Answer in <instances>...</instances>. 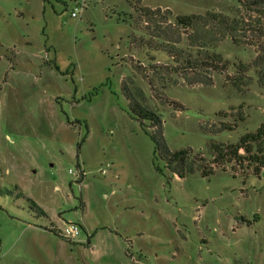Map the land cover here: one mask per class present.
I'll return each instance as SVG.
<instances>
[{
    "label": "rangeland",
    "instance_id": "1",
    "mask_svg": "<svg viewBox=\"0 0 264 264\" xmlns=\"http://www.w3.org/2000/svg\"><path fill=\"white\" fill-rule=\"evenodd\" d=\"M137 1L172 15L216 11L238 18L237 40L227 37L214 48L227 68L162 69L173 85L155 96L136 64L149 58L174 64L154 38L170 32L174 16L146 21L136 15ZM244 1L0 0V264H128L131 258L264 264V166L255 172L254 165L232 162L211 176L195 171L182 180L167 172L168 184L121 87L125 79L137 101L161 115L173 152L191 147L206 154L211 140L235 143L255 131L264 123V88L250 64L264 56V0ZM133 33L152 35L150 50L133 46ZM165 43L185 49L186 35L178 29ZM28 199L55 214V222ZM78 220L118 231L120 242L104 230L98 238L106 245L93 252L88 238L79 244L83 232L64 238L62 228Z\"/></svg>",
    "mask_w": 264,
    "mask_h": 264
},
{
    "label": "trees",
    "instance_id": "2",
    "mask_svg": "<svg viewBox=\"0 0 264 264\" xmlns=\"http://www.w3.org/2000/svg\"><path fill=\"white\" fill-rule=\"evenodd\" d=\"M238 1L241 3L246 2L244 0ZM133 8L137 12L136 15H141L146 21L158 18L171 20L174 16L173 21L171 20L170 23L172 24L170 32L167 34L160 33L154 37L161 40L159 46L168 53L174 64L154 63L153 58H149L151 62L147 65L136 64V67L141 72H144L143 78L147 80L150 90L155 96L165 94V90L173 85L167 82V78L161 74L162 69H166V72L172 74H179L180 72L181 74H188L191 71L197 73L209 71L222 73L227 68L223 57L216 53L214 48L227 37L236 39L235 33L242 29L238 18H230L216 11H209L205 14L172 15V11L169 9L162 10L161 8L143 6L140 1H137ZM135 18V13H133L131 15L133 25L135 24ZM178 29L181 30V35H186L187 47L185 49L165 43L168 40H172V35ZM150 38H147L146 35L137 37L135 33L130 36L133 46L136 45L138 48L147 47L148 50L153 46ZM163 46L167 48L165 47L164 49L162 48ZM153 49L160 50L157 46H154ZM128 60L134 62L132 55L128 57ZM250 66L255 68L257 81L264 88V56L258 55ZM55 67L58 69L57 66ZM244 67L248 70L249 65L244 64ZM239 68L243 70L241 66ZM150 73L154 74V77ZM158 78H160L159 81L156 80ZM123 80L125 81V79ZM124 81L121 82V87L127 97L129 116L136 120L144 133L151 138L154 144L153 163L155 169L166 177L168 184H171L172 179L167 175V172L183 178L188 173L198 171L204 177H208L220 169L226 170L228 164L232 162H246L250 167L254 165L255 172L260 171L264 166V123H261L255 131L241 135L235 143L211 140L207 145L206 154L202 150L195 151L191 147L173 152L168 148L164 138L161 115L137 101L129 85ZM208 81V79L199 80L196 83H208ZM173 103L174 107L175 104H178L177 102ZM179 107H182V105L179 104ZM253 143L257 144V151H254L251 145ZM160 160L164 161L163 166H161ZM76 166L79 167L81 165L77 163ZM232 168H235L234 165H232ZM81 171L80 182L85 176L83 169ZM28 200L32 203V209L37 210L38 214L49 218L47 212L41 206L31 199ZM79 224L83 228L80 222ZM46 230L53 231L58 236L64 237L61 231L57 229L46 228ZM128 253L129 249L127 248V255L130 256Z\"/></svg>",
    "mask_w": 264,
    "mask_h": 264
},
{
    "label": "crops",
    "instance_id": "3",
    "mask_svg": "<svg viewBox=\"0 0 264 264\" xmlns=\"http://www.w3.org/2000/svg\"><path fill=\"white\" fill-rule=\"evenodd\" d=\"M78 163H80L81 165H82V169L85 171V167H84V163L83 162H81V161H79ZM115 176H117V174L115 175ZM177 176V175H176ZM177 178H178V180H182V179H184V178H180L179 176H177ZM57 187H59V185H56V188ZM113 194H115V190H113ZM107 196V195H106ZM127 198H129V196H126ZM85 201V199H83L82 200V202L83 203H85L84 202ZM84 208V207H83ZM127 208H129V206L127 207ZM45 210V209H44ZM46 211V210H45ZM47 212V214H48V216L50 217V219H51V221H54L55 222V214H50L49 215V212L48 211H46ZM58 214H60V213H58ZM59 217V216H58ZM59 220H60V218H58ZM78 222H80L82 225H83V233H84V236L82 237V239L80 240V243L79 244H83L82 242H85L86 241V239L88 238V241H89V244H88V247L91 249V251H93V252H96V251H98V249H99V246H101V247H103V246H105V245H103V244H100L99 245V243H105L106 242V240L104 239V237H103V235L101 236V241H100V239L98 238V236L100 235V234H103V232H104V230H108L109 232V235H107V237H109V238H111L113 241H115V242H120V240H119V238H118V231H116V230H112V229H110V228H108V226H106V225H102V226H100V227H97V226H90L89 225V223L87 222V221H84V220H78ZM93 229H94V231H93ZM111 236V237H110ZM96 238H98L97 239V241H98V247L96 248V243L94 242V240L96 239ZM86 244V243H85ZM126 251V253H127V249L125 250ZM100 252V251H99ZM105 252V251H104ZM128 254H130V253H128ZM3 255H0V259H1V257H2ZM129 256V255H128ZM132 255L130 254V256L129 257H131ZM134 257V256H133ZM139 260V259H138ZM140 261V260H139ZM133 262H135V260L133 259V258H131L130 259V262L128 263V264H132ZM141 263V262H140ZM133 264H136V263H133Z\"/></svg>",
    "mask_w": 264,
    "mask_h": 264
},
{
    "label": "built area",
    "instance_id": "4",
    "mask_svg": "<svg viewBox=\"0 0 264 264\" xmlns=\"http://www.w3.org/2000/svg\"><path fill=\"white\" fill-rule=\"evenodd\" d=\"M83 8V5L75 7V9L72 11V16L76 17L80 13V10ZM70 173H72L77 178L78 171H76V169H70ZM82 232L83 228L78 221L68 223L64 228H62V233L64 234V236L72 240L80 238Z\"/></svg>",
    "mask_w": 264,
    "mask_h": 264
}]
</instances>
